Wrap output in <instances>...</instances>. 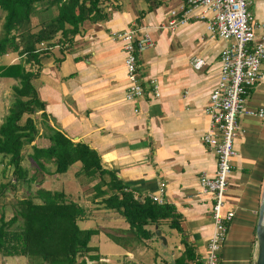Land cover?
<instances>
[{"label": "crops", "instance_id": "0c3cea01", "mask_svg": "<svg viewBox=\"0 0 264 264\" xmlns=\"http://www.w3.org/2000/svg\"><path fill=\"white\" fill-rule=\"evenodd\" d=\"M104 10L105 19L86 20L66 44L48 46L38 70L36 64L30 66L34 73L37 70L32 83L44 105L45 124L95 150L102 167L140 199L156 194L164 183L163 203L171 205L179 216L181 232L162 220L148 225L153 234L138 242L117 212L103 209L99 201L97 205L89 203L103 209L99 217L104 216L108 225L125 222L122 229H114L121 236L103 227L97 228V234H112L121 240L130 260L135 258L131 251L136 252L138 261L127 260L129 263L143 264V250L156 241L167 249L166 257L157 264L173 262L183 252L184 241L202 259L214 224L212 200L201 191L198 178L201 173L214 174L216 158L200 136L209 127L210 117L204 108L217 84L219 54L227 43L210 35L207 18L200 17L202 10L190 9L187 0H111ZM249 10L258 26L256 34L264 33V0H251ZM172 13L177 22L170 28ZM131 26L144 27L153 43L137 61L145 94L132 102L125 100V53L121 41L113 37ZM11 55L8 64L18 60L15 54L4 56ZM196 58L204 61L200 69L192 65ZM150 79L158 86L157 97L152 95ZM246 107H264V62L262 77L250 90ZM36 114L40 116L41 111ZM41 127L33 144L46 147L48 131ZM233 145L236 154L224 204L234 216L228 223L219 262L254 264L256 224L264 193V117L241 114ZM53 183L42 179L39 188L51 189ZM63 185L65 189L59 191L67 196L73 185Z\"/></svg>", "mask_w": 264, "mask_h": 264}, {"label": "trees", "instance_id": "16d2710c", "mask_svg": "<svg viewBox=\"0 0 264 264\" xmlns=\"http://www.w3.org/2000/svg\"><path fill=\"white\" fill-rule=\"evenodd\" d=\"M109 1L0 0V10L4 12L0 56H18L16 62L0 65L1 79L17 81L11 86L13 101L0 122V164L12 169L15 182L29 184L39 172L50 174L48 167L51 164L54 175L66 173L70 166L78 162L80 168L74 175L80 183L81 178L88 181L97 179L92 186L93 200L99 198L103 208L112 209L122 216L135 240L143 242L153 234L147 226L159 224L162 220H168L169 227L181 232L177 220L179 216L174 208L167 203H155L149 197H136L112 172L102 167L95 150L82 142H73L62 132L45 124L44 105L32 83L37 76L40 59L46 52L39 47L40 43L47 47L66 44L80 31L84 21L105 19L104 5ZM39 5L41 12L37 10ZM31 17L37 21V30L32 31L29 27L20 31L26 23H30ZM32 64L37 65L35 73L30 67ZM38 111H41V124L48 131L49 145L46 147L33 144L38 128L30 116ZM24 114L28 117L22 123ZM25 145L30 146L28 157L33 168L30 177L29 170L22 165ZM35 198L38 201L33 198L18 200L15 213L8 220L3 213L0 215V253L8 257L26 256L37 260L38 264H101L102 256L96 247L90 245L98 229L78 226V221L86 215L85 207L67 200L62 191L40 188ZM162 264L204 263L192 246L184 241L183 252L173 262Z\"/></svg>", "mask_w": 264, "mask_h": 264}, {"label": "built area", "instance_id": "2783aa9c", "mask_svg": "<svg viewBox=\"0 0 264 264\" xmlns=\"http://www.w3.org/2000/svg\"><path fill=\"white\" fill-rule=\"evenodd\" d=\"M251 0H187L190 9L202 10L201 18L206 17V29L212 37L227 44L219 54V77L210 91L205 111L209 114V127L201 136V142L210 148L216 158V169L212 176L199 175L198 181L203 193L210 195L213 233L208 239L204 264H220L219 253L225 241L228 223L234 213L225 208L224 195L227 191L232 171V158L236 152L234 138L238 129V119L243 113L264 117V107H246L249 92L262 77L264 62V33L256 34L258 26L249 10ZM169 21V27L176 25V14ZM186 18L183 17L182 20ZM180 21V20H179ZM113 37L122 43L125 53L126 101H135L145 94L137 61L139 55L152 46L149 33L144 27H128L116 32ZM204 61L194 59L192 65L200 69ZM152 95L159 96L158 86L150 79ZM137 111V110H136ZM164 183H160L156 194L149 198L162 204Z\"/></svg>", "mask_w": 264, "mask_h": 264}, {"label": "rangeland", "instance_id": "374dc122", "mask_svg": "<svg viewBox=\"0 0 264 264\" xmlns=\"http://www.w3.org/2000/svg\"><path fill=\"white\" fill-rule=\"evenodd\" d=\"M37 10L41 12L42 7L39 5L37 6ZM44 13V12H43ZM4 12L0 10V36L2 34V23L4 20ZM42 18V15L40 16ZM29 23V22H28ZM26 23L22 28H20V31L23 29H27L30 27L32 31L37 30L35 27L37 25V21L35 17H31L30 23ZM30 25V26H29ZM29 29V30H30ZM40 48H43L46 50L47 45L45 46L44 43H40ZM13 55L9 57L0 56V65H6L8 64V60L12 58ZM262 69V67H261ZM17 81L15 80H9V79H1L0 78V122L4 119L5 114L7 113V107L10 105L11 101H13V91L11 86L16 84ZM28 117V114H24L22 116L21 122L23 123ZM30 117H32L36 123V126L38 128V132L40 131L41 127V116H38L37 114H32ZM28 151H30V146L25 145L23 147V162L22 165L26 167L29 170L28 176L30 177L33 172V168L30 166V159L28 157ZM79 163H75L72 166L69 167L68 171L64 174H54L52 176L53 172V165H49L48 170L50 174L44 175V173L39 172L36 174L35 180L30 182L29 184L17 181L15 182L13 175H12V169L5 166V164H0V215L3 213L5 216V219H10L13 214L15 213L14 209L16 206V203L18 200L23 198H33L34 200L38 201L35 196L38 189H40V180L49 179L55 183L51 186L52 190L55 189V191H59V189H65V186L63 185L64 182H71L73 185V188H71L70 191H68V195L66 196L67 200L74 201L76 203H79L80 205L84 206L86 208V215L85 218L80 219L78 221V226L80 228L90 229V228H106L113 230L109 233H118L121 236L122 234L120 232H117L115 230L122 229L125 223L124 221H118L117 224H107V219L104 216L99 217L103 214V209L105 208H93L89 203L96 204L100 200L99 198L96 199V201H93V195L94 192L92 190V184L97 182V179L95 181H88L86 179H82V183L80 185L78 178L74 176V172L79 169ZM52 170V171H51ZM14 181V183H13ZM39 183V184H38ZM39 185V186H38ZM79 185L82 187L80 190ZM91 199V202L89 201ZM88 204V205H87ZM87 205V206H85ZM101 205V204H99ZM111 220H108L110 223ZM109 226V227H108ZM115 229V230H114ZM112 234L105 235L104 233H99L97 235L92 236L90 240L91 246L98 247V253L102 256V262L101 264H124L125 261L130 260L128 257V254L125 253L123 247H121L120 242L116 241ZM108 236V237H107ZM117 238V237H115ZM169 243L170 240L168 238ZM115 242V243H114ZM119 243V244H116ZM162 243L159 241H156L155 245H150L149 249H144L143 247V254H142V260L144 261L143 264H157V262H160L161 259L166 257V248L165 246L161 245ZM132 255L135 256L134 259H131L130 261H138L137 254L133 250L131 251ZM156 254V255H155ZM156 260V261H155ZM33 261V262H32ZM38 264V261L35 259H30L26 256H3L0 253V264ZM128 262V261H127ZM159 264V263H158Z\"/></svg>", "mask_w": 264, "mask_h": 264}, {"label": "water", "instance_id": "95a60500", "mask_svg": "<svg viewBox=\"0 0 264 264\" xmlns=\"http://www.w3.org/2000/svg\"><path fill=\"white\" fill-rule=\"evenodd\" d=\"M156 235H159V231H156ZM160 239L165 243L164 237L160 236ZM254 264H264V193L260 201L256 224V257Z\"/></svg>", "mask_w": 264, "mask_h": 264}, {"label": "bare ground", "instance_id": "6f19581e", "mask_svg": "<svg viewBox=\"0 0 264 264\" xmlns=\"http://www.w3.org/2000/svg\"><path fill=\"white\" fill-rule=\"evenodd\" d=\"M135 112H136V110H135Z\"/></svg>", "mask_w": 264, "mask_h": 264}]
</instances>
